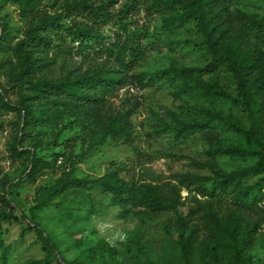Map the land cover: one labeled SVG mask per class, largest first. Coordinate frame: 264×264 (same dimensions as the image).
<instances>
[{
	"label": "rangeland",
	"instance_id": "obj_1",
	"mask_svg": "<svg viewBox=\"0 0 264 264\" xmlns=\"http://www.w3.org/2000/svg\"><path fill=\"white\" fill-rule=\"evenodd\" d=\"M82 1L58 0L43 11L49 15L63 13L64 4ZM87 1L101 4L105 0ZM116 1L113 12L131 2ZM132 1L135 7L126 22L131 30L139 31L147 57L127 75L101 67L113 70L115 76L123 79L118 97L107 103L80 105L78 100L68 97L60 99L63 104L52 103V97L33 100L30 103L36 121L26 128L16 90L9 85L10 76L21 70V63L12 49L7 54L0 53V60L8 62L0 70V191L8 195L18 218L0 225V244L10 247L6 264H38L44 260L45 253L35 231L28 229L30 209L36 204L37 189L54 185L73 161L80 160L77 178H96L121 165L126 167L124 175L137 181L176 182L182 176L194 175L209 186L216 177L213 169L232 173L256 162L220 153L228 146L248 148L231 124L247 129L249 123L242 107L235 103L237 91L232 75L224 68L213 74L199 71L211 62L212 56L196 23L179 22L185 12L183 4L188 0ZM212 1L220 18L234 33L232 41L243 35L259 47L264 58V38L256 40L240 23L241 19L264 21V0ZM74 17L85 22L82 16ZM0 18H5L13 35L12 47L33 21L24 6L12 0H0ZM114 30L106 27L101 32L113 36ZM64 58L60 56L58 63L43 69L38 79L75 78L85 72L80 58L74 54ZM207 111L219 118L212 120ZM113 113L119 115L124 129L103 140ZM16 146H20L19 153L13 150ZM27 152L50 163L45 176L37 177L35 183L26 179L30 156L20 153ZM260 180L263 194L256 207L242 205L235 194H228L223 204V221L230 222L232 216L242 217L256 228L253 248L247 255L251 264H264V175L244 181L251 186ZM121 211L111 195L78 190L56 198L52 206L36 215L42 231L56 243L60 256L67 261L105 239L124 264H184L173 212L137 211L120 219ZM182 212L186 215L187 207ZM210 233L203 227L197 246L214 247ZM59 263L60 258L50 261ZM193 264L227 263L220 252L217 258L196 260Z\"/></svg>",
	"mask_w": 264,
	"mask_h": 264
},
{
	"label": "trees",
	"instance_id": "obj_2",
	"mask_svg": "<svg viewBox=\"0 0 264 264\" xmlns=\"http://www.w3.org/2000/svg\"><path fill=\"white\" fill-rule=\"evenodd\" d=\"M12 1L23 5L25 11L33 16L23 38L13 47V35L5 18H0V53L7 54L12 49L22 66L18 73L10 76L9 85L16 90L19 109L23 112L22 122L26 128L36 121L31 101L49 100L52 97V103L63 104L60 99L68 97L75 98L80 105L107 103L118 97L117 91L123 79L115 76L113 70L101 67L108 66L127 75L147 57L148 50L141 42L139 31L131 30L126 22L135 7L132 0L115 12L116 0H105L101 4L87 0L76 4L66 3L62 6L63 13L53 15L43 9L58 0ZM183 6L185 12L179 17V22L182 25L190 21L196 23L212 56L211 62L199 70L200 73L213 74L224 68L232 75L237 91L235 103L242 107L249 123L247 129L231 124V129L243 137L248 148L228 146L221 149L220 153L251 158L256 162L232 173L213 169L216 177L209 186L194 175L182 176L176 182L137 181L133 176L124 175L126 167L121 165H115L96 178H77L75 174L80 160L73 161L69 170L54 185L40 187L35 192L36 204L30 209L28 229L35 231L45 253L44 260L38 264H50L51 260L58 258L61 259L59 264H124L116 249L105 239L82 249L74 260L67 261L60 256L56 243L40 228L36 212L52 206L56 198L78 190L111 195L113 202L122 208L120 219H126L137 211L155 214L173 212L184 264L217 258L220 252L224 254L227 264H251L247 255L253 248L256 228L242 217L232 216L230 222L226 223L222 214L228 194H235L236 200L248 208L256 207L263 194L262 180L251 186H246L244 181L264 175V58L259 47L243 35H238L237 40L232 41L234 33L227 22L220 18V12H216L212 0H188ZM75 15L82 16L85 22H78ZM64 21L70 22L66 24ZM240 23L256 40L264 38V21L241 19ZM106 27L115 28L113 36H105L101 32ZM73 54L85 66L83 74L59 80L38 79L43 69L58 63L60 56L66 59ZM7 64L6 59L0 60V70ZM2 104L9 108L8 103ZM207 115L212 120L219 118L209 111ZM123 129L119 115L113 113L103 140L119 135ZM19 147H14V152L19 153ZM20 155L30 156L26 179L32 183L36 182L37 177L45 176L50 168L48 161L34 154L27 152ZM183 192L187 196L184 197ZM184 207L188 210L186 215L182 212ZM15 214L12 201L0 191V225L17 220ZM203 227L210 230L214 247L208 244L197 246ZM0 251V264H6L10 247L0 244Z\"/></svg>",
	"mask_w": 264,
	"mask_h": 264
},
{
	"label": "built area",
	"instance_id": "obj_3",
	"mask_svg": "<svg viewBox=\"0 0 264 264\" xmlns=\"http://www.w3.org/2000/svg\"><path fill=\"white\" fill-rule=\"evenodd\" d=\"M0 32H1V29H0Z\"/></svg>",
	"mask_w": 264,
	"mask_h": 264
}]
</instances>
